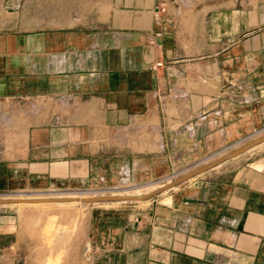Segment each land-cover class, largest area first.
Segmentation results:
<instances>
[{
    "label": "crops",
    "instance_id": "crops-1",
    "mask_svg": "<svg viewBox=\"0 0 264 264\" xmlns=\"http://www.w3.org/2000/svg\"><path fill=\"white\" fill-rule=\"evenodd\" d=\"M161 1L0 30V194L149 184L264 128V0H200L182 18ZM248 158L91 208L85 264H264V151ZM16 246L0 207V264Z\"/></svg>",
    "mask_w": 264,
    "mask_h": 264
},
{
    "label": "rangeland",
    "instance_id": "rangeland-1",
    "mask_svg": "<svg viewBox=\"0 0 264 264\" xmlns=\"http://www.w3.org/2000/svg\"><path fill=\"white\" fill-rule=\"evenodd\" d=\"M200 0H164L161 3H175L179 17L182 18L185 10H191L194 3ZM214 1V0H207ZM246 6L254 5L263 0H223L225 7H232L242 2ZM102 0H0V30H9L13 28L27 27L25 23L29 20H37V24L32 23L31 28H52L56 27L55 21L61 18L73 17L74 14L80 13L93 15L97 8L102 7ZM158 11V9H157ZM163 12L164 8L159 7ZM40 20L43 22L39 23ZM64 25H58L63 27ZM66 26V25H65ZM182 28L183 25L181 24ZM264 134L258 132L253 138ZM262 133V134H261ZM253 138L248 140H253ZM246 140V141H248ZM237 145L225 150V152L216 153L211 159L204 162L207 164L217 159L225 153L234 150L242 145ZM256 147V148H255ZM253 151L239 156V159L225 161L224 165L217 167L215 170L225 169L243 159L251 158L255 152L264 151V143L255 146ZM203 164V165H204ZM197 168V167H196ZM192 169L183 170L164 182L125 187L120 189H93L80 191H99L101 194H84L83 198L96 196H132L142 197L158 188L171 183L186 172ZM80 191L60 190V189H43L38 191H27L12 194L10 196L0 195V200L15 199H54L58 197H67L71 193L76 195ZM77 192V193H76ZM114 192V194H112ZM82 198V197H81ZM78 202L57 204L58 202H41V203H15L3 204L1 208H7L14 214L15 220V237L17 246L12 252H15L14 264H85L88 255L86 240V222L87 214L93 207L117 208L125 205H138L139 201L126 202H108V203H86ZM131 202V203H130ZM48 226V227H47ZM47 227V228H46ZM48 229V230H47ZM46 231V232H45ZM49 231V232H48ZM48 232V234H47Z\"/></svg>",
    "mask_w": 264,
    "mask_h": 264
},
{
    "label": "water",
    "instance_id": "water-1",
    "mask_svg": "<svg viewBox=\"0 0 264 264\" xmlns=\"http://www.w3.org/2000/svg\"><path fill=\"white\" fill-rule=\"evenodd\" d=\"M157 43L161 44V38H157ZM264 143V135L258 137V138H253V140H248V141H244L242 145H240L239 147L235 148L234 150L225 153V155L214 159L213 161L198 166L197 168H194L193 170L187 172L186 174H184L183 176H181L180 178H178L177 180L164 185L160 188H158L157 190L142 196V197H132V196H96V197H91V198H85V199H81V202H86V203H108V202H126V201H144L147 199L152 198L153 196L164 192L166 190H169L179 184H181L182 182L204 172L207 171L209 169L218 167L222 164L225 163V161L230 160V159H234L236 157H239L240 154H243L245 152H248L249 150H252L255 146H258L260 144ZM70 201L69 199H39V200H0V205L3 204H15V203H41V202H67Z\"/></svg>",
    "mask_w": 264,
    "mask_h": 264
},
{
    "label": "bare ground",
    "instance_id": "bare-ground-1",
    "mask_svg": "<svg viewBox=\"0 0 264 264\" xmlns=\"http://www.w3.org/2000/svg\"><path fill=\"white\" fill-rule=\"evenodd\" d=\"M262 134V133H261ZM258 135H260V133L258 134ZM264 135V134H263ZM260 136H262V135H260ZM260 136H257L256 138H258V137H260ZM187 173V172H186ZM185 173V174H186ZM167 184H169V182L167 183ZM77 193V192H76ZM89 193H91V194H101V192H99V191H80V192H78L77 194H79V195H76L75 193H71L69 196H67V197H58V198H54V199H69L70 201H67V202H70V203H75V202H78L77 200H81V199H85V198H83L85 195L84 194H89ZM112 194H114V192H112ZM108 196H110V195H108ZM113 196V195H112ZM82 197V198H81ZM99 197V196H98ZM130 197V196H129ZM91 198V197H90ZM14 200V199H13ZM15 200H28V199H15ZM30 200H35V199H30ZM36 200H39V199H36ZM66 202H58L57 204H65ZM30 204V203H29ZM34 204V203H33ZM67 204V203H66ZM48 227V226H47ZM46 227V228H47ZM48 230V229H47ZM46 232V231H45ZM49 232V231H48ZM48 232H47V234H48Z\"/></svg>",
    "mask_w": 264,
    "mask_h": 264
},
{
    "label": "built area",
    "instance_id": "built-area-1",
    "mask_svg": "<svg viewBox=\"0 0 264 264\" xmlns=\"http://www.w3.org/2000/svg\"><path fill=\"white\" fill-rule=\"evenodd\" d=\"M161 65H162V64H161L160 62H157V63H155V64L152 66V69H155L156 67H159V66H161ZM259 131H264V128L261 129V130H254V131H253V134H251L250 136H248V137L242 139L241 141H239V143H240V142H244V141H246V140H248V139L253 138V136H254L257 132H259ZM239 143H238V144H239ZM231 146H233V145H230V146L225 147V149L219 151L218 153H220V152H225V150L231 148ZM175 175H176L175 173H172V174H170L169 176H167V177H165V178H163V179H161V180H158L156 183L164 182V181L166 180V178L171 179V178H173ZM0 195H2V196H10V195H12V194H10V195L0 194Z\"/></svg>",
    "mask_w": 264,
    "mask_h": 264
}]
</instances>
